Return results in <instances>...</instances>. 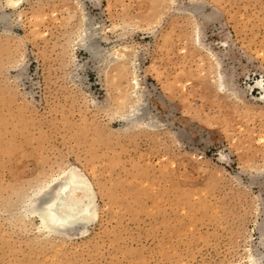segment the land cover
<instances>
[{
    "label": "rangeland",
    "instance_id": "obj_1",
    "mask_svg": "<svg viewBox=\"0 0 264 264\" xmlns=\"http://www.w3.org/2000/svg\"><path fill=\"white\" fill-rule=\"evenodd\" d=\"M0 264H264V0H0Z\"/></svg>",
    "mask_w": 264,
    "mask_h": 264
},
{
    "label": "bare ground",
    "instance_id": "obj_2",
    "mask_svg": "<svg viewBox=\"0 0 264 264\" xmlns=\"http://www.w3.org/2000/svg\"><path fill=\"white\" fill-rule=\"evenodd\" d=\"M14 2L15 0H8L10 4H14ZM129 113L126 119L135 123V110L132 108ZM76 170L71 171L65 177L64 182H60L53 189L37 191L39 192L38 195L36 193L37 197L35 195L33 203L31 201V210L40 218L41 224L47 232L66 233L75 229L77 225L86 223L96 214L91 185L81 175L82 172L76 173ZM77 172L79 171L77 170ZM42 197L46 198L42 204L36 202L37 198L42 199Z\"/></svg>",
    "mask_w": 264,
    "mask_h": 264
}]
</instances>
